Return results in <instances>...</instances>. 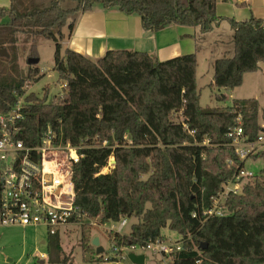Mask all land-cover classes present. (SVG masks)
Returning a JSON list of instances; mask_svg holds the SVG:
<instances>
[{"label":"trees","instance_id":"trees-1","mask_svg":"<svg viewBox=\"0 0 264 264\" xmlns=\"http://www.w3.org/2000/svg\"><path fill=\"white\" fill-rule=\"evenodd\" d=\"M10 3L9 8H0V53L10 54L0 55V114L11 112L23 100L18 137L27 146H36L42 132L52 126L64 143L82 147L72 175L80 212L100 224L137 219L128 235L111 234L110 241L119 248L164 239L162 231L167 228L178 233L183 246L169 264H264V168L240 194L227 197L225 217L204 216L222 184L243 167L230 147L236 114L242 116L247 140L255 141L264 118L259 102L234 100L227 109L202 108L197 54L160 62L148 53L116 50L92 60L65 46L79 17L97 6L140 17L145 32L180 26L207 35L228 21L234 33L233 54L213 63L211 86L232 92L264 62V20L219 17L217 0ZM39 39L54 43L58 83L66 84L63 98L55 97L52 103L49 93L39 98L24 91L28 83L41 79L40 70L29 63L39 60ZM20 43L29 46L26 73L19 65ZM111 158L113 169L101 174ZM252 159L264 162V150ZM88 227L83 226V250L91 248L84 232ZM48 261L72 264L64 254L61 232L49 236Z\"/></svg>","mask_w":264,"mask_h":264},{"label":"built area","instance_id":"built-area-1","mask_svg":"<svg viewBox=\"0 0 264 264\" xmlns=\"http://www.w3.org/2000/svg\"><path fill=\"white\" fill-rule=\"evenodd\" d=\"M65 87L66 84L63 88ZM23 103V100H20L11 112L0 114V226L43 227L48 230L50 236L85 221L87 222L85 225L89 223V226H94L92 223L94 220L88 219L75 205L73 166L81 159L79 150L82 147L64 143L62 136L54 131L52 126H48L42 132L36 146H27L18 137L20 134L18 122L24 120L21 111ZM235 124L229 133L232 140L230 147L235 151L243 167L222 184L212 206L204 211V216L208 218L225 217L227 197L240 194L246 183L256 176L246 170V162L253 160V156L264 148V118H260L255 141L247 140L240 114H236ZM183 127L191 136L195 135L194 131H189L185 123ZM204 145H209V142L206 141ZM113 159H110L108 167L102 170L101 174L113 169ZM228 165L231 167L233 162L229 161ZM106 224L96 226L105 229ZM115 224L118 226L106 230L109 241L111 234L125 235L124 230L128 226V221L123 219ZM111 243V258L105 255L103 264H123L129 260L128 256L131 253L136 255L150 253L153 257L169 261L172 254L179 252L183 246L182 238L179 241L164 238L144 246L132 245L121 248L115 242Z\"/></svg>","mask_w":264,"mask_h":264},{"label":"rangeland","instance_id":"rangeland-1","mask_svg":"<svg viewBox=\"0 0 264 264\" xmlns=\"http://www.w3.org/2000/svg\"><path fill=\"white\" fill-rule=\"evenodd\" d=\"M10 5V0H0V8H9ZM232 31L231 27L225 23L220 29H215L210 34H200L202 39L200 40V50L197 54V86L200 94V106L202 108L222 110L232 107L234 99H256L260 105V112H262L264 109V62L260 64V69L256 73H249L244 76L242 86L234 91L233 97L228 91L211 86L213 83V63L226 55V51L233 54V44L231 46L229 40L232 36ZM219 38L224 44H214ZM36 46L39 54V63L35 65L40 70L41 79L35 84L33 82L28 83L24 87V91L27 95L35 93L39 98H43L46 93H49L48 103H52L55 97L63 96L64 86V83H58V74L55 71V45L53 42L39 39ZM28 49L29 46H25L23 43L19 44V65L25 73L28 69ZM8 55L10 57L9 53ZM222 95L227 96V99L219 101L217 96L221 97ZM103 145L106 146L107 143L105 142ZM261 150H264V148ZM114 161L113 159V163ZM263 168L264 162L261 159H253L246 162V170L253 172L255 175H259ZM127 221L128 226L124 230L125 235H128L132 225L138 222L137 219H127ZM85 223L87 222L85 221ZM85 223L61 230V245L64 254L70 258L72 264H103L104 258H111L110 246L112 243L108 239L106 230L118 225L108 222L105 225V229H100L96 226H100L99 221H92L94 226L90 225L84 231L91 248L90 250H83L81 238ZM162 235L173 241L181 240V236L178 233L170 231L168 228L162 231ZM49 236L48 230L43 227L38 230L23 231L0 226V264H40V261H42L40 255L46 253L48 256ZM95 237L100 238L101 246L105 250L101 256L102 261H99L100 256H97L96 248H92V241ZM43 242L46 244L42 245ZM144 255L146 257L145 264H169V261L162 260L160 257H153L150 253ZM8 259H12L13 262H8ZM45 263L50 264L48 257ZM123 264L133 263L128 260L124 261Z\"/></svg>","mask_w":264,"mask_h":264},{"label":"crops","instance_id":"crops-1","mask_svg":"<svg viewBox=\"0 0 264 264\" xmlns=\"http://www.w3.org/2000/svg\"><path fill=\"white\" fill-rule=\"evenodd\" d=\"M217 1L219 17L238 22L248 20L252 16L264 20V0ZM225 23L230 26L228 21H224L216 29H220ZM233 36L232 31V36L229 38L231 46ZM201 39L198 29L188 27L171 26L156 33L145 32L140 17L128 16L117 11H104L97 6L95 10L83 13L79 17L73 35L65 46L92 60L102 58L108 51L126 50L148 53L158 61L164 62L184 55L198 54ZM214 44H224V42L219 38ZM228 93L233 97L234 91ZM39 228L10 227L9 229L27 231ZM47 257L46 253H42L40 264H46ZM7 261L13 262L12 259Z\"/></svg>","mask_w":264,"mask_h":264},{"label":"water","instance_id":"water-1","mask_svg":"<svg viewBox=\"0 0 264 264\" xmlns=\"http://www.w3.org/2000/svg\"><path fill=\"white\" fill-rule=\"evenodd\" d=\"M0 55L2 57H4V58H8L9 57V55H8V53H7L6 50L1 51ZM29 63L35 65V64H38L39 63V60L38 59H30L29 60ZM114 164H115V161H114ZM92 246L94 248H96V254H97V256H102L104 254V251L105 250L101 246L100 239L98 237H95L93 239ZM128 259L133 264H145L146 257H145V255H136V254L131 253L128 256Z\"/></svg>","mask_w":264,"mask_h":264}]
</instances>
